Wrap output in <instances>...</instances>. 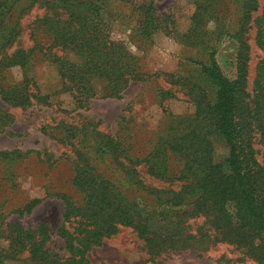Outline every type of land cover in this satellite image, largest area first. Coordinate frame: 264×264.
Masks as SVG:
<instances>
[{"label": "trees", "instance_id": "16d2710c", "mask_svg": "<svg viewBox=\"0 0 264 264\" xmlns=\"http://www.w3.org/2000/svg\"><path fill=\"white\" fill-rule=\"evenodd\" d=\"M114 2L124 4L126 0H0V97L3 102L22 106L34 100L48 105L49 96L66 93L75 107L81 109L92 98H119L130 82L145 81L148 76L141 72L138 59L112 37V25L118 18L111 9ZM224 4L230 5L228 0H191L189 26L176 35L177 44L185 47L203 44L206 34H210L208 24L214 26L219 22ZM34 5L48 12L29 27L31 49L6 55L3 49L10 47L19 33L18 13ZM233 6L237 12L234 13L237 14L235 30L241 33L253 28L254 45L262 54L251 87L249 124L257 134L264 160V0L262 5L258 0H239ZM132 8L138 18L129 32L135 37L149 39L159 32L176 34L164 25L165 16L155 14L152 1ZM214 55L215 52L210 51L202 63L187 59L212 86L211 100L183 77L163 74L169 85L183 91L194 107L193 114L188 119L172 117L165 134L152 149L140 159H129L128 163H143L148 177L164 183L182 182L177 193L158 195V191L150 188L147 195H153V200L165 207L186 203L189 212L208 218L221 241L244 249L246 255L262 262L264 256L257 253L260 246L252 244L253 237L264 236V192L260 191L257 181L261 170L254 158L256 151L252 149L239 105L241 97H248L243 90L246 72L242 67L236 80L230 81L217 67ZM36 62H46L54 70L56 88L49 94H40L27 74L29 65ZM12 67L19 68L22 74L19 82L9 85L3 82V72ZM172 97L168 89L154 91L158 104ZM208 137L219 140L226 151L220 162H213L212 142ZM103 147L113 162H119L117 158L126 151L125 146L113 138H106L101 149ZM6 155L0 153V157ZM93 163L95 160L79 153L72 158L71 182L78 194L77 200L66 194L52 195L63 203L61 223L55 235L62 241L67 256L62 258L50 250L40 251V235L46 239L50 235L45 224L40 223L30 231L5 224L0 238L9 244L6 250H0V262L10 256L16 246L26 244L28 254L34 260L40 259L41 264H87L85 250L97 246L122 227L130 228L137 238L159 249L144 208L121 195L117 185L100 174ZM122 174L127 180H136L137 185L134 169L126 168ZM124 185L128 187L126 180ZM39 202L31 200L23 207V212L29 213ZM150 212H156L155 207ZM2 225L0 215V227ZM23 239L29 241L23 243ZM262 249L264 251V247Z\"/></svg>", "mask_w": 264, "mask_h": 264}, {"label": "rangeland", "instance_id": "374dc122", "mask_svg": "<svg viewBox=\"0 0 264 264\" xmlns=\"http://www.w3.org/2000/svg\"><path fill=\"white\" fill-rule=\"evenodd\" d=\"M149 1L153 3L155 14L162 18L165 16L164 25L176 34L159 32L149 39L130 34L138 18L132 7ZM238 1L228 0V7L224 4L219 22L214 26L208 24L210 34H206L203 44L197 47L178 45L176 37L189 26L193 8L191 0L114 2L110 8L118 14V18L112 25V37L123 43L138 59L141 72L148 76L145 81L130 82L120 92L119 98H92L81 109L75 107L66 93L49 96L48 105L31 100L29 104L15 106L3 102L0 97V153L7 154L0 157V215L3 216L0 230L9 224L30 231L43 223L50 235L47 239L40 235V251L50 250L62 258L66 257L62 241L55 235L61 223L63 203L52 195L66 194L74 200L78 199L77 192L72 188L71 162L79 153L95 160L93 167L114 182L121 195L138 203L139 208H144V215L148 214L147 222L152 225L150 232L154 241L159 243L158 250L157 247L152 248L151 244L137 238L130 228L122 227L114 235L102 239L97 246L85 250L87 264H264V260L256 262L246 255L244 249L221 241L208 218L189 212L186 203L165 207L163 203L157 204L153 195H147L150 188L158 191V195L177 193L182 182L164 183L148 177L143 163H128L129 159H140L152 149L153 144L165 134L172 117L188 119L193 114L192 103L180 88L169 85L163 74L183 77L198 86L206 99H212V86L202 79L197 67L187 59L202 63L207 54L214 51L217 67L230 81L236 80L239 69H245L243 90L248 97H241L240 112L253 143L252 149L256 151L254 158L261 170L258 171L257 181L260 191L264 192L262 149L257 144V134L249 124L251 87L255 67L262 54L254 45L253 28L241 33L235 30L237 14L234 13L237 12L233 10V3ZM258 3L262 5L263 0H258ZM47 12L36 5L19 12L18 36L2 52L12 55L18 50L31 49L29 27ZM21 74L17 67L6 69L3 82L13 85L19 82ZM27 74L40 94H49L56 88L54 70L46 62L29 65ZM157 88L168 89L173 97L158 104L154 99ZM96 91L101 94L99 88ZM106 138L118 139L125 146V153L117 158L119 162L109 159L105 154L106 148L101 149ZM208 139L212 142L213 162H220L226 154L225 149L219 140ZM126 168L136 171L137 185L136 180H127V176L122 174ZM125 180L129 188L124 185ZM33 199L40 200L39 204L29 213H24L23 207ZM152 207L156 212H150ZM28 241L23 239V243ZM8 244L7 240L0 238V250H6ZM252 244L260 246L257 253L264 256V236L253 237ZM24 246H16L15 251L0 263L41 264L40 259L31 258L26 244Z\"/></svg>", "mask_w": 264, "mask_h": 264}]
</instances>
